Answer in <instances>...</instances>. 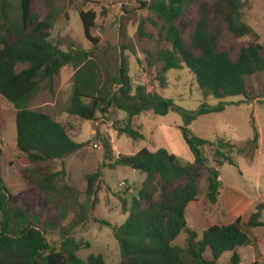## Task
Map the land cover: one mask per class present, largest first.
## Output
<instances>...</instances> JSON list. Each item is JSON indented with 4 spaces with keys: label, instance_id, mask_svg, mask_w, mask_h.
<instances>
[{
    "label": "trees",
    "instance_id": "1",
    "mask_svg": "<svg viewBox=\"0 0 264 264\" xmlns=\"http://www.w3.org/2000/svg\"><path fill=\"white\" fill-rule=\"evenodd\" d=\"M19 1V14L11 17L8 0H0V96L16 110L17 147L21 154L31 165L37 166L65 159L81 148L65 125L49 113L34 110L31 106L40 86L52 82L67 66L75 68L73 93L67 111L72 116L95 121L98 113L108 117L113 106L125 112L130 120L149 111L159 116H166L172 110L182 113L186 118L184 137L194 155L193 163L182 165L166 149L153 152L143 148L134 155H121L110 164L113 168H139L146 174L138 195L133 199L129 217L115 230L121 264H222L219 259L226 252L233 254L230 264H241L238 249L255 244L251 229L264 226V203L257 205L247 223L239 217L229 225L211 226L203 232L201 240H197V233L188 227L186 219L189 206L200 198V180L204 173L208 202L217 203L222 187L220 171L208 164L202 147H212L218 167L236 165L233 156L238 150L235 144L224 139L210 143L192 136L189 127L198 117L223 112L232 104H203L196 111H187L177 107L171 99L148 92L144 85H137L134 90L129 65L121 52H118L115 71L103 74L95 51L76 47L64 51L52 43L51 32L56 18L53 12L41 19L33 11L32 0ZM194 4L198 5V18L190 41L186 42L177 21ZM144 6L161 21L162 35L171 45V49L157 54L158 60L164 64V72L186 66L195 75L204 96L221 100L246 97L247 77L264 72V45L242 46L236 59L230 52L217 48L225 28L238 38L257 36L254 29L242 20L245 6L242 0H149ZM80 17L85 37L96 47L99 39L91 34L96 12L81 11ZM116 130L136 141L144 139L130 122L122 129L116 126ZM258 148L256 129L253 139L246 144L251 159ZM22 174L45 196L62 195L61 200H54L58 217L43 226L39 214L13 206L0 178V264H106L102 255L81 259L78 252L91 245L72 236L76 228L90 220L92 201L88 209L64 227L63 222L79 203V193L68 186L58 191L54 184L57 174L43 176L35 169H25ZM101 176V170L89 176L88 197L96 194L94 183ZM95 222L110 226L105 220L95 219ZM49 231L60 232L59 243L49 241ZM182 233L188 235L183 247L174 244ZM209 249L212 260L205 256ZM43 252L45 256H41Z\"/></svg>",
    "mask_w": 264,
    "mask_h": 264
},
{
    "label": "rangeland",
    "instance_id": "2",
    "mask_svg": "<svg viewBox=\"0 0 264 264\" xmlns=\"http://www.w3.org/2000/svg\"><path fill=\"white\" fill-rule=\"evenodd\" d=\"M149 0H32L33 11L43 19L48 13L56 16L51 41L64 51L71 47L95 51L102 73H113L117 66L118 52L126 59L134 90L144 85L148 92L171 99L177 107L196 111L201 105L218 106L221 102L231 103L223 112L198 117L189 127L190 134L214 143L224 139L238 147L234 154L236 165L224 164L218 167L210 145L202 147L208 164L220 171L222 187L216 204L205 198L207 192L206 173L200 180V198L187 210L188 221L193 231L198 233L214 225H225L231 219L229 213L242 204V219L247 223L257 205L264 203V72L247 77L248 94L244 96L216 99L203 95L195 75L184 66L183 69L164 72V64L158 60L161 50L171 49L162 35V23L153 11L144 6ZM242 20L250 25L257 36L238 38L226 28L221 32L218 51H228L233 59L242 46L259 43L264 45V0H242ZM11 17L19 14V0H8ZM1 7V5H0ZM93 10L97 17L93 37L99 39L95 47L85 37L81 11ZM198 5L187 9L177 21L181 33L190 41V35L197 22ZM75 68L67 66L52 82L40 86L31 106L34 110L49 113L68 129L74 141L81 148L62 160H53L37 166L17 147L16 110L0 96V178L7 187L13 206H21L32 214H39L43 226L55 221L58 211L54 200H61L60 193L45 196L37 187L23 178L25 169H35L39 175L57 174L54 184L58 191L65 186L79 193L78 205L63 222L70 225L78 214H82L93 203L89 211L90 220L76 228L72 236L77 241L90 243V248L78 252L81 259L91 255H102L106 264H121L120 245L115 230L129 217L134 197L142 187L146 174L131 167L110 166L121 155H134L148 148L155 152L166 149L174 154L182 165L194 162V155L184 137L185 116L172 110L166 116L154 112H144L129 119V116L116 107L110 109L108 117L97 114L95 121H86L68 114L73 93ZM135 92V91H134ZM139 130L143 140H133L116 130L127 124ZM259 133V148L253 159L246 150L256 132ZM240 149H245L239 152ZM249 154V156H248ZM102 171V176L94 183L96 194L87 196L89 176ZM236 217V215H235ZM105 220L106 226L96 223ZM264 221V214L262 216ZM2 215L0 214V228ZM188 223V222H187ZM195 229V230H194ZM198 235V234H197ZM250 235L255 244L241 248L242 264H264V226L251 229ZM177 244L183 242V237ZM51 243H59L60 232H50ZM232 253L226 252L221 263L230 264L227 259Z\"/></svg>",
    "mask_w": 264,
    "mask_h": 264
},
{
    "label": "crops",
    "instance_id": "3",
    "mask_svg": "<svg viewBox=\"0 0 264 264\" xmlns=\"http://www.w3.org/2000/svg\"><path fill=\"white\" fill-rule=\"evenodd\" d=\"M233 211H231L230 213H229V216H230V221L227 223V224H225V225H229V224H232L233 222H235V220L237 219V218H239V217H241L242 218V204H241V206H238V207H236V208H233L232 209ZM235 215H236V217H235ZM186 219H187V222H188V226H190V223H189V221H188V215H187V213H186ZM189 228H191V227H189ZM195 230V229H194ZM207 230V229H206ZM205 231V230H204ZM204 231H199L197 234H198V238H197V240H201L202 239V237H203V232ZM183 234H185V233H182L176 240H175V242H174V244H176V245H178V246H181V247H183L184 245H185V242H186V238H187V236H184L183 237V242L181 243V244H177V240L179 239V238H181L182 236H183ZM240 250L241 249H238V254L240 255ZM232 255L233 254H231V256L227 259V261H229L230 259H231V257H232ZM205 256H206V258L208 259V260H212L213 259V256H212V251L209 249V250H207V252H206V254H205ZM240 257H241V264H242V256L240 255ZM224 259V254L222 255V257L219 259V262L221 263V261ZM222 264H224V263H222Z\"/></svg>",
    "mask_w": 264,
    "mask_h": 264
},
{
    "label": "water",
    "instance_id": "4",
    "mask_svg": "<svg viewBox=\"0 0 264 264\" xmlns=\"http://www.w3.org/2000/svg\"><path fill=\"white\" fill-rule=\"evenodd\" d=\"M139 169V168H138ZM46 255V253L45 252H43L42 254H41V256H45Z\"/></svg>",
    "mask_w": 264,
    "mask_h": 264
}]
</instances>
